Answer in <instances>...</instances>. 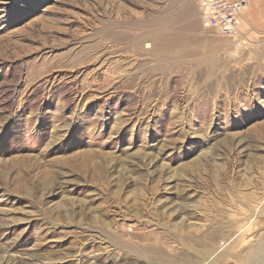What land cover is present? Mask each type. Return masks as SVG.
I'll return each mask as SVG.
<instances>
[{
  "label": "rangeland",
  "instance_id": "374dc122",
  "mask_svg": "<svg viewBox=\"0 0 264 264\" xmlns=\"http://www.w3.org/2000/svg\"><path fill=\"white\" fill-rule=\"evenodd\" d=\"M243 26L203 29L199 0H0V264H264Z\"/></svg>",
  "mask_w": 264,
  "mask_h": 264
},
{
  "label": "built area",
  "instance_id": "2783aa9c",
  "mask_svg": "<svg viewBox=\"0 0 264 264\" xmlns=\"http://www.w3.org/2000/svg\"><path fill=\"white\" fill-rule=\"evenodd\" d=\"M251 0H199L201 26L241 43L238 20Z\"/></svg>",
  "mask_w": 264,
  "mask_h": 264
},
{
  "label": "crops",
  "instance_id": "0c3cea01",
  "mask_svg": "<svg viewBox=\"0 0 264 264\" xmlns=\"http://www.w3.org/2000/svg\"><path fill=\"white\" fill-rule=\"evenodd\" d=\"M249 27L253 25L250 32H253L255 26L264 31V0H251L248 8L242 13L238 20V31L241 37H244L243 25ZM254 33V32H253Z\"/></svg>",
  "mask_w": 264,
  "mask_h": 264
},
{
  "label": "bare ground",
  "instance_id": "6f19581e",
  "mask_svg": "<svg viewBox=\"0 0 264 264\" xmlns=\"http://www.w3.org/2000/svg\"><path fill=\"white\" fill-rule=\"evenodd\" d=\"M137 29V28H136ZM145 30V29H144ZM160 32H162L163 33V31L161 30ZM161 33V34H162ZM113 37H115L114 39H116L117 41H123V43H124V41H127L128 42V44H131V45H134V46H136V45H138L140 42H142V40H144V39H147V38H149V37H151V35H153V34H151L150 32H145V33H143L141 36H132V38H131V36H129V34L127 33V34H121V33H113V34H111ZM111 35H110V37H111ZM155 35V34H154ZM163 35V34H162ZM129 37H130V39H129ZM158 37H160V36H158ZM163 37H164V35H163ZM177 38H178V36H176ZM180 37V36H179ZM162 38V37H161ZM164 42H166V41H164ZM180 41H178V43H179ZM177 43V42H176ZM182 43V42H181ZM181 43H180V45H181ZM167 45V44H166ZM168 46V45H167ZM166 46V47H167ZM183 46V45H182ZM161 47H162V45H161ZM169 47V46H168ZM163 48V47H162ZM170 48V47H169ZM181 49H182V47H181ZM163 50H167V49H163ZM168 51H169V49H168ZM167 51V52H168ZM171 51V50H170ZM185 51L186 50H180V49H178V54H173V56H174V58H177V59H175L176 61H179L180 60V54H181V58H182V56H184V53H185ZM190 52H191V54H195L196 53V51L197 50H194V49H192V50H189ZM187 52V51H186ZM208 52V51H207ZM172 54L171 53H166V51L164 52V55L162 54V56L160 57V60H159V62H158V64H157V68H159V69H161V65H162V61H166L168 58H173V56H172ZM186 55V54H185ZM196 56V55H195ZM174 60V59H173ZM160 63H161V65H160ZM141 72V71H140ZM132 76V75H131ZM60 91V90H59ZM68 92V91H67ZM116 93V92H115ZM114 96V95H113ZM120 99V98H119Z\"/></svg>",
  "mask_w": 264,
  "mask_h": 264
}]
</instances>
